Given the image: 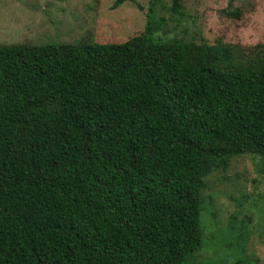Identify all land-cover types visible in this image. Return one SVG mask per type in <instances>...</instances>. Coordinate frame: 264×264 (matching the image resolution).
Here are the masks:
<instances>
[{
	"label": "trees",
	"instance_id": "1",
	"mask_svg": "<svg viewBox=\"0 0 264 264\" xmlns=\"http://www.w3.org/2000/svg\"><path fill=\"white\" fill-rule=\"evenodd\" d=\"M125 3L147 21L123 41L0 44V264H187L205 179L264 160V44L156 41L153 6ZM231 218L232 264H253Z\"/></svg>",
	"mask_w": 264,
	"mask_h": 264
},
{
	"label": "rangeland",
	"instance_id": "2",
	"mask_svg": "<svg viewBox=\"0 0 264 264\" xmlns=\"http://www.w3.org/2000/svg\"><path fill=\"white\" fill-rule=\"evenodd\" d=\"M114 1L0 0V44H74L86 36L99 42L123 41L127 39L124 32L133 26V34L138 33L147 19L136 12L134 4L110 9ZM136 1L145 9L153 6L156 19L163 20V29L154 33L156 41L199 43L201 36L209 44L219 39L247 50L264 44V0H235L233 6L241 10L238 20L221 16L229 0H179L190 17L180 22L171 10L172 0H156L155 6L152 0ZM128 18L133 20L132 25L126 24ZM123 21L125 26L121 28ZM263 161L258 156H240L231 160L226 171L218 170L205 179V211L201 215L204 247L190 253L187 264H221L228 255L227 262L232 264L237 255H230L229 243L236 242L235 233L228 228L230 217L234 225L246 226L248 236L242 256L253 264H264V221L260 220L264 217ZM245 196L249 200L238 207Z\"/></svg>",
	"mask_w": 264,
	"mask_h": 264
}]
</instances>
